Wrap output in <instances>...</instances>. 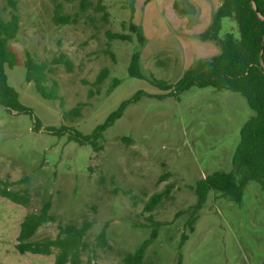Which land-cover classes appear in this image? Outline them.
Listing matches in <instances>:
<instances>
[{"label": "rangeland", "instance_id": "obj_1", "mask_svg": "<svg viewBox=\"0 0 264 264\" xmlns=\"http://www.w3.org/2000/svg\"><path fill=\"white\" fill-rule=\"evenodd\" d=\"M16 1L20 30L11 45L21 61L7 75L32 116L0 106V177L28 178L12 188H28L31 203L25 207L0 196V264H56V250L35 255L16 248L25 215L48 201L56 222L41 227L34 239L55 238L59 223L91 220L87 241L94 243L107 225L109 246L96 249L95 256L85 253L83 264H123V257L152 233L143 202L167 190L169 196L153 212L164 225L144 264H175L180 255L183 264H264V190L256 181L248 182L240 203L211 192L194 231L187 226L198 199L193 187L215 172L234 169L241 128L253 115L246 99L238 92L197 86L178 98L149 96L165 93L152 78L175 83L197 59L220 53L211 25L223 0H103L108 23L92 9L81 12L76 1L65 4L63 13L78 15L79 21L65 26L53 22V0ZM0 10L9 16L7 0H0ZM131 23L142 30L144 44ZM231 26L225 19L222 34ZM108 31L132 40L109 42ZM136 51L143 79L129 74ZM28 52L49 63L57 100L45 99L26 81ZM61 53L72 60V72L53 64ZM105 68L107 79L96 85ZM137 92L145 95L95 142L101 147L69 139L73 131L91 135ZM79 104L84 105L81 116L66 119ZM184 234L189 238L183 243Z\"/></svg>", "mask_w": 264, "mask_h": 264}, {"label": "trees", "instance_id": "obj_2", "mask_svg": "<svg viewBox=\"0 0 264 264\" xmlns=\"http://www.w3.org/2000/svg\"><path fill=\"white\" fill-rule=\"evenodd\" d=\"M12 9L6 17L0 10V106L17 113L30 114L29 108L20 101L18 91L9 84L7 69L19 64L20 57L11 45L18 36L20 30V17L18 15V3L16 0H7ZM78 1L81 12L92 9L100 14V21L109 22L110 14L103 0L93 2L90 0H53V22L57 26L76 24L79 16L64 14L65 4ZM229 19L231 29L223 32V21ZM91 20L95 21L94 18ZM132 32L136 33L139 42L144 44L145 38L141 29L131 23ZM212 40L217 43L220 53L211 59H197L186 70L183 76L175 83L152 78L151 82L164 91V94L149 95L156 98L178 96L190 90L192 87H212L217 90L238 92L246 99L253 115L245 122L240 131V143L236 151L234 169L230 172H215L199 181L194 187L197 203L193 206L191 217L187 223L190 232L194 231V225L198 220V213L207 202L211 192L221 194L229 200L240 203L244 189L248 182L256 181L264 190V0H223L216 10L211 25ZM109 42L114 40H129L131 37L124 34L107 32ZM27 68L26 81L33 83L37 92L48 100H57L53 90L58 89V83L47 72L49 63L36 61L30 52L23 62ZM53 64L63 65L68 72H72L74 65L72 60L61 53L53 60ZM131 77L144 78L141 70L140 52L136 51L129 67ZM109 75V69L105 68L99 75L96 85L102 84ZM60 93V90L58 91ZM145 93L137 92L133 98L124 101L117 111L113 112L107 121L98 126L91 135H82L73 131L69 139L79 145L92 144L97 149L96 141L103 137V133L117 119L121 118L126 108L138 101ZM84 105L79 104L70 110L66 119H75L81 116ZM40 121H36L35 129H41ZM48 132L57 134L54 128H48ZM28 178L18 182H12L0 177V196L13 203L30 206L31 193L28 188L13 189L16 184H27ZM170 191L156 192L145 200L144 211L149 214L147 227H152V233L141 247L135 252L123 257V264H144L148 248L157 240L159 229L164 225L154 220L155 212L163 200L169 196ZM125 194L130 195L129 192ZM51 202L42 205L38 211L28 212L20 226L17 237V251L20 254L32 253L35 255H52L54 250L56 264H83L85 253H95L96 249H105L109 246L107 225L97 234L94 243H89L87 238L93 227L91 220H84L81 224H58V233L55 238L46 237L34 239L38 230L45 224L56 222L51 215ZM188 234L183 235V243L188 240ZM95 256V254H94ZM92 258H90L91 261ZM90 261L88 263H90ZM175 264H183L182 255Z\"/></svg>", "mask_w": 264, "mask_h": 264}]
</instances>
